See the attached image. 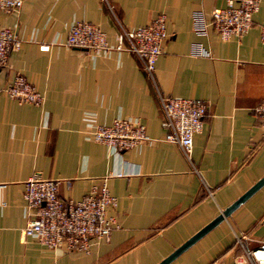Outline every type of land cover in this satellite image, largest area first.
I'll return each mask as SVG.
<instances>
[{"label": "crops", "instance_id": "0c3cea01", "mask_svg": "<svg viewBox=\"0 0 264 264\" xmlns=\"http://www.w3.org/2000/svg\"><path fill=\"white\" fill-rule=\"evenodd\" d=\"M225 0H22L0 8V27L20 39L0 69V264H157L214 218L264 174V131L255 106L264 97V0L240 35L221 38L193 29L192 12L210 18ZM164 12L166 36L155 62L159 88L208 101L191 155L209 193L176 142L164 137L151 80L136 54L116 43L127 28ZM77 19L104 30L107 48L66 43ZM208 55L191 52L193 42ZM41 44H47L42 47ZM22 73L43 94L40 103L18 102L4 90ZM123 117L144 123L146 138L114 150L94 140L91 129ZM60 178V197L77 199L108 172L116 196L107 213L116 221L107 238L87 250L50 247L22 237L27 220L24 180L32 172ZM66 179L69 182H66ZM264 240V182L227 215L164 264H231L242 248Z\"/></svg>", "mask_w": 264, "mask_h": 264}, {"label": "built area", "instance_id": "2783aa9c", "mask_svg": "<svg viewBox=\"0 0 264 264\" xmlns=\"http://www.w3.org/2000/svg\"><path fill=\"white\" fill-rule=\"evenodd\" d=\"M111 9L109 0H104ZM261 0H225L223 5L214 6L208 19L205 12L195 9L192 12V25L195 32L206 35L208 24H212L223 39L232 35H240L252 24V15L259 8ZM22 0H0V8L17 10ZM119 31L116 48L133 51L143 69L149 76L161 111V124L166 131L164 137L176 142L181 153L209 193V186L201 177L192 155L193 134L202 129L203 117L208 101L201 97L176 96L164 93L155 79V62L161 51L163 38L166 36L165 14L157 13L149 22L133 28H127L116 17ZM260 37L264 41V24L260 29ZM66 43L90 48H107L108 42L104 30L93 22L77 19L69 26ZM20 39L10 26L0 27V69L7 63L8 54L17 49ZM46 47L47 44H41ZM191 52L208 55V48L201 42H193ZM5 92L18 102L40 103L43 94L22 73H16L4 85ZM261 116L264 131V97L255 106ZM94 140L107 144L114 150L132 147L147 134L145 125L139 120L117 117L109 123H98L91 129ZM120 175L122 172H108L93 182L87 192L77 199L62 198L57 192L60 178L44 176L32 172L24 180L23 198L27 220L21 227V236L33 235L36 239L50 247L65 246L87 250L93 237L109 236L116 226L113 214L107 213L108 205L115 206L117 199L107 185L108 175ZM66 182H69L66 179ZM244 234H237L236 240L242 251L236 255L231 264H264V240L248 247L243 241Z\"/></svg>", "mask_w": 264, "mask_h": 264}, {"label": "water", "instance_id": "95a60500", "mask_svg": "<svg viewBox=\"0 0 264 264\" xmlns=\"http://www.w3.org/2000/svg\"><path fill=\"white\" fill-rule=\"evenodd\" d=\"M263 182H264V174L261 177H259L253 184H251L244 192H242L236 199H234L229 205L223 208L214 218H212L209 222H207L204 226H202L199 230H197L194 234H192L189 238H187L182 244L177 246L172 252H170L166 257L160 260L157 264H164L169 259H171L179 250H181L183 247L189 244L193 239H195L204 231H206L215 222H217L225 215H227L240 201H242L245 197H247L253 190H255Z\"/></svg>", "mask_w": 264, "mask_h": 264}]
</instances>
